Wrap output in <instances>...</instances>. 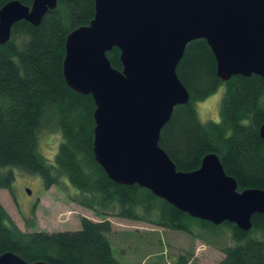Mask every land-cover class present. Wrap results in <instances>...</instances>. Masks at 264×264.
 <instances>
[{
  "label": "trees",
  "instance_id": "obj_1",
  "mask_svg": "<svg viewBox=\"0 0 264 264\" xmlns=\"http://www.w3.org/2000/svg\"><path fill=\"white\" fill-rule=\"evenodd\" d=\"M10 1L32 4V0H0V8ZM93 16V0H57L38 26L23 20L15 23L9 40L0 45V189L14 200L13 168L40 176L45 190L62 189L65 179L75 190L69 200L101 220L81 218L79 230L49 233L35 229L33 209L25 219L27 230L22 231L0 204V255L12 253L28 264H122L114 258L107 237L111 224L106 218L116 217L188 234L219 250L224 258L218 264H264V213L252 216L248 231L229 222L214 225L190 217L148 189L112 182L96 163L95 103L91 95L70 89L62 72L67 35L87 26ZM119 55L113 48L106 58L121 71ZM176 74L189 102L174 108L159 146L177 170L194 171L205 155L213 153L236 180L238 191L264 190V139L259 136L264 124V78L238 75L221 81L204 40L186 46ZM220 87L224 93L219 121L201 122L196 104ZM48 130L60 132L62 138L52 164L38 150L40 135ZM224 231L231 243L219 245L214 239ZM186 261L179 256L176 264Z\"/></svg>",
  "mask_w": 264,
  "mask_h": 264
},
{
  "label": "water",
  "instance_id": "obj_2",
  "mask_svg": "<svg viewBox=\"0 0 264 264\" xmlns=\"http://www.w3.org/2000/svg\"><path fill=\"white\" fill-rule=\"evenodd\" d=\"M93 1V19L66 37L62 72L70 89L95 103L96 163L112 182L148 189L190 217L251 229L252 216L264 213V190L238 191L213 153L194 171L177 170L159 139L174 108L189 102L176 68L190 42H206L223 82L238 75L264 78V0ZM56 3L4 4L0 45L13 24L23 20L36 27ZM113 48L121 71L106 58ZM259 136L264 139V124ZM0 264L28 263L4 253Z\"/></svg>",
  "mask_w": 264,
  "mask_h": 264
},
{
  "label": "rangeland",
  "instance_id": "obj_3",
  "mask_svg": "<svg viewBox=\"0 0 264 264\" xmlns=\"http://www.w3.org/2000/svg\"><path fill=\"white\" fill-rule=\"evenodd\" d=\"M223 93L224 88L220 87L206 100L196 104L201 122L219 121ZM61 142L60 132H42L38 144L39 153L52 164ZM11 170L14 174V200L7 190L0 189V204L22 231L27 230L25 219L31 217L33 209L35 229L49 233L79 230L81 218L94 222L101 220L88 209L69 200L68 195L75 193V190L65 179L62 189L52 186L45 190L40 176L14 168ZM106 219L111 224V232L107 237L112 254L122 264H176L179 256L187 257V264H218L224 258L219 250L182 232L116 217ZM214 240L219 245L231 243L227 231Z\"/></svg>",
  "mask_w": 264,
  "mask_h": 264
}]
</instances>
